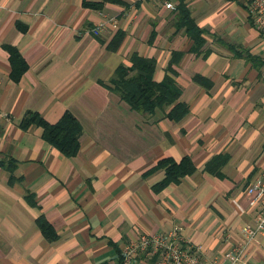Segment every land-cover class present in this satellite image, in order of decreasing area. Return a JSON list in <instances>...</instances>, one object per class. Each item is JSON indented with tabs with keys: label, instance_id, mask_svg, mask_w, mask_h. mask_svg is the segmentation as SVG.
Wrapping results in <instances>:
<instances>
[{
	"label": "crops",
	"instance_id": "obj_1",
	"mask_svg": "<svg viewBox=\"0 0 264 264\" xmlns=\"http://www.w3.org/2000/svg\"><path fill=\"white\" fill-rule=\"evenodd\" d=\"M120 1L97 11L83 0H0V161L15 166L10 183L0 165V264H117L118 250L141 234L176 226L200 246L202 264H213L255 223L246 187L264 177V38L248 1L184 0L204 31L200 54L177 29L175 9ZM5 45L27 63L18 81ZM175 52L183 53L176 63ZM135 53L156 60L155 81L170 64L177 72L178 100L188 106L180 121L166 117L170 106L144 114L110 90ZM28 111L50 123L70 111L82 126L77 154L65 156L35 124L23 129ZM186 155L195 171L156 190L165 172L148 171ZM215 156L225 162L208 171ZM41 215L54 238L38 226ZM244 264H264V232Z\"/></svg>",
	"mask_w": 264,
	"mask_h": 264
},
{
	"label": "trees",
	"instance_id": "obj_2",
	"mask_svg": "<svg viewBox=\"0 0 264 264\" xmlns=\"http://www.w3.org/2000/svg\"><path fill=\"white\" fill-rule=\"evenodd\" d=\"M107 2H121L120 0H83V5L102 11ZM176 27L184 28L186 34L192 39V51L200 54L206 42L203 34L204 31L196 24L191 17L189 8L184 0H179L176 5ZM119 33L115 39L108 45V49H116L122 39ZM9 53L11 63V77L14 81H18L27 69V63L20 55L18 50L10 45H5ZM182 52H175L172 62H178L182 56ZM156 68V60L150 57H143L137 53L130 58V65L121 64L115 70L113 76L109 80V88L117 93L121 99L125 100L131 109L144 114H154L156 109H165L170 106L166 117L174 121H180L188 113L186 103L179 101L181 89L176 84L174 76L177 72L172 68L171 64L167 68L168 72L162 81H155L153 74ZM195 80L208 85L207 80L200 75L195 76ZM37 125L42 128V138L62 152L67 157L75 156L80 147V136L82 134V126L78 119L70 112L66 111L61 118L50 123L46 121L39 113L28 111L20 122L23 129H28L31 125ZM225 162L224 157L215 156L206 164L208 171H216L218 164ZM0 165L10 172V183L15 180L13 171L15 166L12 162L6 163L0 161ZM164 170V178L153 187L156 190L162 189L170 183H178L181 178L192 174L195 171L194 163L190 156H184L180 161H176L171 157H166L157 162L148 173L156 170ZM37 224L44 235L50 239L55 237L52 225L44 218L43 215L37 219ZM119 260L117 264H122L121 249L118 250Z\"/></svg>",
	"mask_w": 264,
	"mask_h": 264
},
{
	"label": "built area",
	"instance_id": "obj_3",
	"mask_svg": "<svg viewBox=\"0 0 264 264\" xmlns=\"http://www.w3.org/2000/svg\"><path fill=\"white\" fill-rule=\"evenodd\" d=\"M168 9H176L174 0H159ZM249 14L255 28L264 38V0H247ZM99 35L101 25L90 29ZM264 58V47L262 51ZM249 204L258 207L255 223L243 228V237L235 242L213 264H244L250 245L258 233L264 232V177L254 176L246 187ZM180 228L174 227L165 234H141L139 238L126 244L122 250V264H202L200 246L183 239L179 235Z\"/></svg>",
	"mask_w": 264,
	"mask_h": 264
}]
</instances>
